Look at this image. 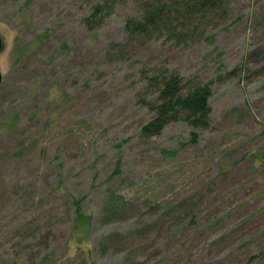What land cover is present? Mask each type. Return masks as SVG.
Masks as SVG:
<instances>
[{
	"label": "rangeland",
	"instance_id": "obj_1",
	"mask_svg": "<svg viewBox=\"0 0 264 264\" xmlns=\"http://www.w3.org/2000/svg\"><path fill=\"white\" fill-rule=\"evenodd\" d=\"M96 1L0 0V264H264V0L189 47L126 43L131 3L88 29ZM161 64L212 80L196 143L137 136Z\"/></svg>",
	"mask_w": 264,
	"mask_h": 264
},
{
	"label": "trees",
	"instance_id": "obj_2",
	"mask_svg": "<svg viewBox=\"0 0 264 264\" xmlns=\"http://www.w3.org/2000/svg\"><path fill=\"white\" fill-rule=\"evenodd\" d=\"M127 3L134 6L136 13L124 20L123 34L126 43L136 41L141 46L156 41L177 47H189L201 41L213 44L215 34L211 31L228 21L232 8L231 0H97L83 16L82 24L88 29L98 28L117 7ZM213 48L217 50V59L221 58L222 52L217 46ZM141 73L148 90L147 97H141V105L148 116L138 125L137 136L151 140L168 124L179 121L190 128L187 143H196L199 131L211 126L212 80L185 78L164 64L142 69ZM173 152L161 150L165 155ZM118 165L119 160L113 173ZM71 202L72 230L78 235L81 228L86 231L90 228L91 217L83 212L81 198L73 197ZM50 255L45 254L38 262L47 263Z\"/></svg>",
	"mask_w": 264,
	"mask_h": 264
},
{
	"label": "water",
	"instance_id": "obj_3",
	"mask_svg": "<svg viewBox=\"0 0 264 264\" xmlns=\"http://www.w3.org/2000/svg\"><path fill=\"white\" fill-rule=\"evenodd\" d=\"M0 48H1V40H0Z\"/></svg>",
	"mask_w": 264,
	"mask_h": 264
}]
</instances>
